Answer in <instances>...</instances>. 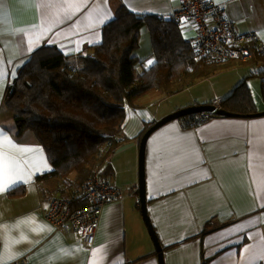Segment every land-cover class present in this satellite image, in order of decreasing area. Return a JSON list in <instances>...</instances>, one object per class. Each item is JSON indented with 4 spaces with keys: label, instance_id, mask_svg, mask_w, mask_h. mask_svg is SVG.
I'll list each match as a JSON object with an SVG mask.
<instances>
[{
    "label": "crops",
    "instance_id": "crops-1",
    "mask_svg": "<svg viewBox=\"0 0 264 264\" xmlns=\"http://www.w3.org/2000/svg\"><path fill=\"white\" fill-rule=\"evenodd\" d=\"M219 3L237 31L254 33L258 41L252 47L264 51V0ZM4 5L0 57L9 75L0 90V132L30 151L0 145V153L21 162L28 180L18 183L25 186L21 197L0 194V225L8 226L0 228V251L5 242L20 240L12 250L25 253L20 258L26 257L28 264H159L138 202L141 137L162 118L189 106L222 101L241 84L249 92L253 113L264 112V59L232 63L189 88L195 93L191 91L182 102L161 106L154 113L147 112L144 104L127 110L123 130L127 141L102 171L103 179L123 190L124 199L104 206L94 243L87 247L79 236H65L45 219L47 201L53 196L70 197L73 187L61 193L50 179L37 182L51 166L31 132L16 133L13 116L4 105L6 87L37 49L57 46L65 55H76L101 42L102 28L120 8L141 16L172 17L179 0H4ZM106 13L110 18L96 23ZM67 16L72 19L66 20ZM181 28L183 39L192 44L196 30L189 21ZM149 95L152 103L162 101L156 92ZM144 178L147 214L162 247L163 264H264L260 259L264 256V116H211L194 129L183 127L181 120L165 124L147 141Z\"/></svg>",
    "mask_w": 264,
    "mask_h": 264
},
{
    "label": "trees",
    "instance_id": "trees-1",
    "mask_svg": "<svg viewBox=\"0 0 264 264\" xmlns=\"http://www.w3.org/2000/svg\"><path fill=\"white\" fill-rule=\"evenodd\" d=\"M144 29L153 63L138 72L140 60L134 53ZM181 29L174 17L141 16L120 8L102 28L98 45L70 56L57 46H43L18 68L6 87L4 105L14 116L16 133L31 132L45 152L51 171L37 182L50 179L61 193L73 187L70 197L55 198L68 199L73 209L84 204L83 183L96 170L102 178L111 155L126 143L127 110L138 108L141 97L156 92L163 100L228 68L195 58L193 43L183 39ZM251 48L252 61L264 59V51ZM222 104L233 113L254 112L244 84ZM24 193L25 186L19 185L8 195Z\"/></svg>",
    "mask_w": 264,
    "mask_h": 264
},
{
    "label": "built area",
    "instance_id": "built-area-1",
    "mask_svg": "<svg viewBox=\"0 0 264 264\" xmlns=\"http://www.w3.org/2000/svg\"><path fill=\"white\" fill-rule=\"evenodd\" d=\"M172 17L189 21L196 30L192 41L195 58L217 64L244 63L252 59L251 47L258 41L257 36L254 33L238 32L235 24L227 18L222 3L214 0H179V7ZM212 106L221 109V101L214 102ZM210 116L205 113L188 116L181 119V125L194 129ZM81 196L84 204L74 209L64 197L48 200L45 219L63 235L79 236L87 247H91L104 206L123 200L124 192L116 185L102 180L96 170L83 183ZM12 264H28V261L26 257H21L12 261Z\"/></svg>",
    "mask_w": 264,
    "mask_h": 264
},
{
    "label": "snow or ice",
    "instance_id": "snow-or-ice-1",
    "mask_svg": "<svg viewBox=\"0 0 264 264\" xmlns=\"http://www.w3.org/2000/svg\"><path fill=\"white\" fill-rule=\"evenodd\" d=\"M106 2V0H105ZM217 3L221 2V0H216ZM71 7V5H70ZM4 0H0V24L3 23V17H4ZM87 15V14H86ZM110 18V14L106 13L103 17H100L96 23L102 24L105 22L106 19ZM72 16H67L66 20H71ZM182 24L186 23V20L182 18L181 21ZM75 26V25H74ZM195 26V25H193ZM32 41H29V44L31 45ZM29 51H32V48L29 47ZM8 63H11L9 61ZM149 65L153 63L152 60H149L147 62ZM9 74L8 72L3 68V59L0 57V90H2V81L7 77ZM11 75H15L14 72L11 73ZM7 144L10 148L16 149L19 152H28L30 151L29 148L18 146L13 141H11L7 136H3L2 132H0V145ZM47 170V169H46ZM22 164L18 160H12L9 157L5 156L3 153H0V194L10 192L14 190L18 183H27L28 180L24 179V176L22 175ZM16 177H19V181L16 179ZM28 179H31L29 176ZM47 207V205H45ZM31 222V221H29ZM7 225H0V228L7 229ZM33 231H36L33 229ZM251 238V237H249ZM21 240H27V237L22 236ZM20 240L13 241V242H5L4 248L2 251H0V264H12L13 260L19 259L21 255H24L25 253L13 251L12 250V244L13 243H20ZM28 243L31 244V241H28ZM31 249H29L30 251ZM100 251L99 249L94 250L92 252V256L95 257L96 253ZM249 251L248 249H245V252ZM53 258H50V260ZM260 259H264V256H260Z\"/></svg>",
    "mask_w": 264,
    "mask_h": 264
},
{
    "label": "water",
    "instance_id": "water-1",
    "mask_svg": "<svg viewBox=\"0 0 264 264\" xmlns=\"http://www.w3.org/2000/svg\"><path fill=\"white\" fill-rule=\"evenodd\" d=\"M210 114L214 117H225V118H257L264 116V112L262 113H250L246 115L238 114L230 112L224 108L216 109L212 105H194L189 106L183 109H180L161 120L154 123L152 126H150L146 132L143 134L139 141V151H138V180H137V194H138V202L140 205V213L142 215L143 221L147 227L148 233L150 235V238L153 242L154 249L157 255V259L159 264L162 263V247L157 239V236L153 230V227L150 224L149 217L147 214V201H146V193H145V178H144V163H145V149L147 141L152 133H154L159 128L163 127L165 124L180 120L184 117L196 115V114Z\"/></svg>",
    "mask_w": 264,
    "mask_h": 264
},
{
    "label": "rangeland",
    "instance_id": "rangeland-1",
    "mask_svg": "<svg viewBox=\"0 0 264 264\" xmlns=\"http://www.w3.org/2000/svg\"><path fill=\"white\" fill-rule=\"evenodd\" d=\"M135 55L139 56L138 58L140 60V62L138 64V70H137L138 72H141L144 68H147L148 66H150L147 62L149 60H152L153 56L151 55V48H150V43H149V36H148V34H147V32H146L145 29L143 30V33L141 34L140 42H139V47L135 51ZM250 61H251V59L249 61H247V62H244V63H248ZM232 63H242V62H228V63H226V65H230ZM261 69L264 72V68H261ZM191 91H192L191 89H188V90H186V91H184V92H182V93H180V94H178L176 96H173V97L168 98L166 100L164 99L162 101H157L156 100L153 103L150 100V95L149 94H146V95H144L143 97H141L137 101V104L138 105L144 104L146 106V111L147 112L154 113V111L157 110V109H159L161 106L168 105V104H174L176 102H182V100H180V99H182L183 97H187L190 94ZM194 93H195V90L192 91V94H194ZM143 101H146V103H143ZM221 108H223L222 107V103H221ZM12 116H13V114H12ZM184 118H182V119H184ZM13 119H14V116H13Z\"/></svg>",
    "mask_w": 264,
    "mask_h": 264
},
{
    "label": "flooded vegetation",
    "instance_id": "flooded-vegetation-1",
    "mask_svg": "<svg viewBox=\"0 0 264 264\" xmlns=\"http://www.w3.org/2000/svg\"><path fill=\"white\" fill-rule=\"evenodd\" d=\"M195 115V114H194ZM194 115H191V116H194Z\"/></svg>",
    "mask_w": 264,
    "mask_h": 264
}]
</instances>
